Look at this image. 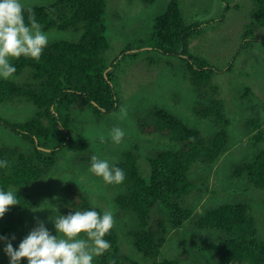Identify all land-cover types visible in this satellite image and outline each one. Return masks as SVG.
Returning a JSON list of instances; mask_svg holds the SVG:
<instances>
[{
    "label": "trees",
    "instance_id": "obj_1",
    "mask_svg": "<svg viewBox=\"0 0 264 264\" xmlns=\"http://www.w3.org/2000/svg\"><path fill=\"white\" fill-rule=\"evenodd\" d=\"M23 8L25 21L30 10L42 31L72 30L79 37L76 41L49 42L38 61L23 56L13 58L11 65L16 68L13 78H0V104L23 101L35 107L34 115L27 120L0 117V127L28 148L0 146V161H8L6 168L0 167V190L16 192L19 201V205L11 206L0 218V237L6 238L0 244L4 245L26 230V216L36 204L32 186L47 177L63 159V152L74 144L73 107L81 102L101 117L116 114L121 102L113 86V72L119 58L111 63L106 60L107 0H52ZM253 25L264 27V0L258 1ZM200 31L199 23H186L179 0H169L165 11L154 20L149 46L151 51L176 57L184 64L198 96L207 95V102L199 101L195 112L203 119H210L215 131L204 137L198 129L161 108L149 110L146 118L138 120L142 131L160 134L172 144L170 148L143 154V149L134 142L113 164L125 172V180L117 185L120 189L112 202L121 214L133 220L128 231L132 254L122 248L114 225L104 237L111 245L110 250L95 257L94 264H193L195 259L182 249L179 240L180 233L187 231L195 233L196 241H191V245L196 253L203 243L200 251L210 256L205 264H264V237L258 228V222H264V149L234 167V178L243 182L230 190L248 196L247 202L229 199L203 212H198L197 205L190 202L194 188L191 175L196 178L197 174L193 169L200 164H214L229 147L230 121L225 103L214 98L217 89L212 80L214 71L207 61L190 55L188 50V43ZM124 54L135 57L131 43L123 48L121 57ZM146 121L150 124L145 131L142 127ZM248 126L256 130L252 140L263 143L261 120L254 117ZM93 155L88 157V162ZM141 155L147 158L145 173L139 165ZM199 180L200 187H204L203 177ZM66 186L69 205L65 215L86 210L103 214L104 210L93 205L85 191L71 183ZM184 199L194 210L183 206ZM173 232L178 253L166 258L162 249ZM200 234L208 237L202 238ZM0 264H9V257L5 255ZM20 264H27V260L22 258Z\"/></svg>",
    "mask_w": 264,
    "mask_h": 264
},
{
    "label": "rangeland",
    "instance_id": "obj_2",
    "mask_svg": "<svg viewBox=\"0 0 264 264\" xmlns=\"http://www.w3.org/2000/svg\"><path fill=\"white\" fill-rule=\"evenodd\" d=\"M50 1L52 0H20L23 7L48 4ZM258 1L260 0H179L186 23L200 24L199 35L192 37L188 43L189 53L207 61L212 67V80L217 86L214 98L225 103V113L230 121L229 147L226 153L210 166L200 164L193 169V173L197 174L196 178L191 175L194 188L190 202L197 205L198 212L221 205L229 199L247 202L248 196L230 190L237 183L243 182V179L234 178V167L249 161L255 153L264 149V142L258 144L252 140L256 130L248 126V121L256 117L261 120L264 129V27L253 25ZM168 2L169 0H107L106 60L111 63L119 58L113 72L114 91L121 100L119 111L98 117L89 106L81 102L73 107L74 144L63 152V159H60L52 172L32 186L31 191L36 197L35 208L28 211L26 230L9 241L13 247L17 248L38 226V222H43L50 234L57 235L53 219L56 215H65L69 205L65 186L71 183L85 191L93 205L104 211L114 210V225L122 248L132 254L129 251L131 241L128 231L133 220L130 216L121 214L112 202L120 189L117 188L119 184H107L94 175L89 170L91 162L87 161L88 157L94 154L113 165L134 142L143 149V154L154 149L170 148L172 143L167 138L160 134L145 133L138 126V120L146 118L148 111L155 108L174 113L188 125L198 129L204 137L211 136L215 131L210 119H203L195 112L199 101L207 102V95L198 96L184 64L176 57L151 51L149 46L154 20L165 11ZM42 32L47 35L48 43L61 39L76 41L79 37V33L72 30ZM128 43L133 45L135 57L126 54L121 57V51ZM141 45L144 47L139 50ZM12 59L10 58V63ZM230 65L232 67L227 71ZM121 108L127 112L124 118H121ZM34 113L35 107L23 101L0 104V117L5 119L27 120ZM149 124L146 121L142 128L146 131ZM113 127H119L125 132L119 144L114 143L109 136ZM99 134L105 136V142H100ZM4 145H18L28 149L19 138L0 127V146ZM141 156L139 165L145 173L147 158ZM199 177H203L206 183L204 187H200ZM185 199L183 206L194 210V206L189 201L185 202ZM258 228L260 235L264 237L263 221L258 222ZM174 234L173 232L169 236V243L162 249L166 258H173L178 253L174 247ZM194 235V231L180 233L182 249L195 259L193 264H205L210 256L202 249L200 251L203 243L198 245L197 253L194 251L191 245V241H196ZM81 237L86 238L84 234ZM200 237L208 236L200 234ZM7 243L0 244V260L7 255L4 252Z\"/></svg>",
    "mask_w": 264,
    "mask_h": 264
},
{
    "label": "clouds",
    "instance_id": "obj_3",
    "mask_svg": "<svg viewBox=\"0 0 264 264\" xmlns=\"http://www.w3.org/2000/svg\"><path fill=\"white\" fill-rule=\"evenodd\" d=\"M24 12L20 0H0V78L10 79L16 73L10 58L23 56L38 61L48 44V37L41 31L35 16L28 10L26 22ZM120 114L121 118L126 117V109L121 108ZM109 136L119 144L125 132L113 127ZM99 139L105 142L103 134H99ZM7 166V160L0 161V167ZM89 170L107 184H120L125 180L123 169L95 155L91 157ZM15 205H19L16 192L0 190V218ZM113 211L106 210L102 215L95 210L56 215L53 223L57 235L50 234L44 223L38 222L17 249L14 250L10 242L6 244L4 252L9 264H20L22 258L27 264H93L94 257L110 250L111 245L104 237L114 227ZM5 239L0 237V240Z\"/></svg>",
    "mask_w": 264,
    "mask_h": 264
}]
</instances>
